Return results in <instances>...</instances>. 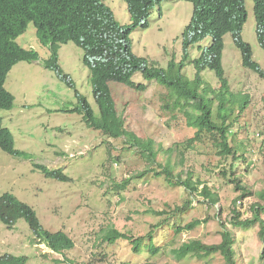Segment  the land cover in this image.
<instances>
[{"label": "rangeland", "instance_id": "rangeland-1", "mask_svg": "<svg viewBox=\"0 0 264 264\" xmlns=\"http://www.w3.org/2000/svg\"><path fill=\"white\" fill-rule=\"evenodd\" d=\"M104 2L120 24L131 22L123 0ZM253 3L254 0H244L246 20L241 37L264 70V49L256 39ZM192 8L186 0H165L155 5L147 19L148 26H138L130 33L132 51L164 68L172 56L179 61L182 32ZM208 40L209 37L200 45H207ZM223 41L221 61L229 91L236 99L248 98L242 111L238 104L234 105L232 118L238 116L229 136L246 159L236 161L239 185L248 192L242 198V189L229 179L231 158L218 154L209 134L189 146L187 139L195 129L187 125L181 110L172 108L167 89L145 80L140 73L132 79L144 83V90L114 81L109 82V87L125 128L154 141L159 150L156 162L145 161L136 150L127 148L122 138H109L88 127L82 115L73 111L79 106L77 90L98 114L90 71L82 62L83 50L71 41L61 43L58 49V63L74 83L73 88L53 70L44 68L49 49L39 41L29 22L16 42L37 51L38 59L19 61L11 67L4 87L13 94L14 104L0 112L2 125L9 128L15 148L23 154L11 155L0 148V195L14 194L35 210L45 229L63 230L74 245L63 254L56 253L44 243L34 242L27 222L20 218L12 228L0 222V255H24L25 264H227L219 253L201 259H177L172 252L181 243L195 239L218 243L226 227L234 239L236 264H264L259 257L262 244L258 226L237 228L229 223L231 208L236 207L242 218L248 217L249 207L260 199L264 188V78L242 66L241 53L230 33L223 36ZM187 52L188 60L200 54L196 45ZM182 71L193 78L192 62L186 63ZM202 77L211 87L220 86L213 70H203ZM167 161L173 173H181L183 178L192 173L191 180L200 182L198 191L202 185L216 191L219 201L209 204L198 191L189 193L183 186L166 181L164 175L155 174L161 170L159 164ZM33 163L49 169L62 168L71 180L48 178ZM139 173L146 174L133 177ZM124 179H129L127 185L117 188ZM194 219L200 221L194 228L176 231L178 225ZM159 222L163 224L152 228ZM109 227L134 237L152 228L158 251L150 253L144 244L147 240L137 252L132 250L130 240L104 241L101 235Z\"/></svg>", "mask_w": 264, "mask_h": 264}, {"label": "trees", "instance_id": "trees-1", "mask_svg": "<svg viewBox=\"0 0 264 264\" xmlns=\"http://www.w3.org/2000/svg\"><path fill=\"white\" fill-rule=\"evenodd\" d=\"M123 1L130 15L129 24H120L104 0H0V112L12 108L14 104L13 94L4 87L11 67L19 61L30 62L38 59L37 51L24 48L16 42L17 36L25 31L29 22H32L39 41L49 49V57L43 60L44 68L53 70L73 88L74 83L58 63V49L61 43L71 41L83 50L82 62L90 71V84L98 114L94 113L87 98L77 90L75 95L79 106L73 111L82 115L88 127L100 131L109 138H122L127 148L136 150L145 161L150 164L156 162L159 150L155 148L154 141L150 138L144 139L125 128L124 118L116 109L109 87V82L114 81L137 90H144L146 87L144 83H135L132 79L136 73H140L145 80H153L167 89V98L172 99V108L181 110L187 125L195 129L194 135L187 139L189 146L195 141H201L203 135L209 134L218 154L231 158L229 170L232 177L229 179L242 189L240 198L246 197L248 192L239 185L240 179L236 176V161L246 159L239 153L238 147L231 143L229 136L233 134V126L238 116L232 118L234 105L238 104L239 111H242L248 98L240 96L236 99L231 94L221 61L223 36L230 33L241 53L242 66L264 78V70L252 58L249 43L241 37L246 20L244 0H186L193 8L190 21L182 32V57L176 61L172 56L165 68L155 65L146 57L136 55L132 51L130 40V33L138 26L147 27L151 10L165 0ZM253 12L256 39L264 49V0H254ZM207 37L208 44L201 46L200 43ZM194 45L200 50V54L188 60V48ZM189 62H192L195 68L193 78L187 77L182 71ZM205 69L214 71L220 82L218 89L205 82L202 77V71ZM1 121L0 115V148L11 155H22L23 152L15 148L11 131L3 126ZM159 165L161 170L155 171V174L164 175L166 181L183 186L189 193L198 191L200 182L191 180L192 173H186V177L183 178L181 173H173L168 161ZM32 166L48 178L59 181L71 180L62 168L49 169L38 163H33ZM150 170L152 169H145V172ZM145 174L139 173L133 177H143ZM223 174L227 175L226 172ZM128 182L129 179H124L122 183L117 184V188H124ZM198 192L209 204H216L219 201L218 193L206 185H202ZM259 198L249 207L248 217L242 218L240 211L232 207L229 223L237 228L258 226L257 233L262 244L259 257L264 262V188L260 191ZM181 208L176 207L177 210ZM20 218L27 222L34 242L44 243L59 254L73 247V240L63 230L45 229L30 205L19 200L11 192L2 193L0 222L11 228ZM163 222L152 225V228L161 226ZM199 222L198 219H194L185 225H178L176 231L192 229ZM152 228L145 235L134 237L109 227L103 231L101 237L102 240L111 243L117 239L130 240L134 252L139 251L147 240L144 244L150 253L155 254L158 247L153 243ZM220 234L221 239L218 243H203L195 239L181 243L172 249V252L177 259L185 256L201 259L219 253L227 264H236L232 233L225 227ZM26 260L24 255L7 253L0 255V264H25Z\"/></svg>", "mask_w": 264, "mask_h": 264}, {"label": "clouds", "instance_id": "clouds-1", "mask_svg": "<svg viewBox=\"0 0 264 264\" xmlns=\"http://www.w3.org/2000/svg\"><path fill=\"white\" fill-rule=\"evenodd\" d=\"M253 8H254V3H253ZM254 13V12H253ZM8 128V127H7ZM12 228V227H11Z\"/></svg>", "mask_w": 264, "mask_h": 264}]
</instances>
